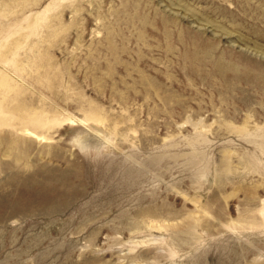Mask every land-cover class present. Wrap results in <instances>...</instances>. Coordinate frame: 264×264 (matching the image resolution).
Wrapping results in <instances>:
<instances>
[{"label": "rangeland", "instance_id": "374dc122", "mask_svg": "<svg viewBox=\"0 0 264 264\" xmlns=\"http://www.w3.org/2000/svg\"><path fill=\"white\" fill-rule=\"evenodd\" d=\"M0 264H264V0H0Z\"/></svg>", "mask_w": 264, "mask_h": 264}, {"label": "bare ground", "instance_id": "6f19581e", "mask_svg": "<svg viewBox=\"0 0 264 264\" xmlns=\"http://www.w3.org/2000/svg\"><path fill=\"white\" fill-rule=\"evenodd\" d=\"M148 211H149V210H148ZM144 212H145V210H144ZM144 212H143V213H144ZM144 214H145V213H144ZM151 214H152V213H151Z\"/></svg>", "mask_w": 264, "mask_h": 264}]
</instances>
